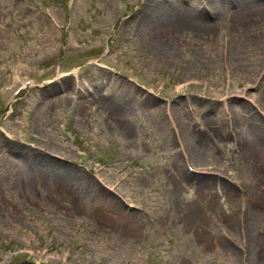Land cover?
I'll return each mask as SVG.
<instances>
[{
    "label": "rangeland",
    "instance_id": "374dc122",
    "mask_svg": "<svg viewBox=\"0 0 264 264\" xmlns=\"http://www.w3.org/2000/svg\"><path fill=\"white\" fill-rule=\"evenodd\" d=\"M261 5L0 0V264H264Z\"/></svg>",
    "mask_w": 264,
    "mask_h": 264
},
{
    "label": "bare ground",
    "instance_id": "6f19581e",
    "mask_svg": "<svg viewBox=\"0 0 264 264\" xmlns=\"http://www.w3.org/2000/svg\"><path fill=\"white\" fill-rule=\"evenodd\" d=\"M263 13H264V6L261 5V6H255V7L240 8V10L237 12L236 16L238 17L240 23H245L246 24L249 21L251 22L253 20H256V21L264 20ZM176 15H177L176 20H182L183 21L184 16L182 14L177 13ZM111 101H112L111 102L112 109H114L115 113H119L120 111H122V109L125 108V106L123 104H122V106H120L117 103L115 104L113 102V100H111ZM221 190H222V188H221Z\"/></svg>",
    "mask_w": 264,
    "mask_h": 264
}]
</instances>
